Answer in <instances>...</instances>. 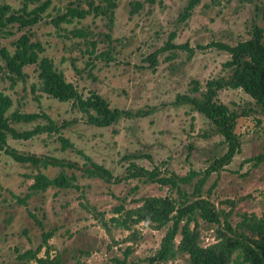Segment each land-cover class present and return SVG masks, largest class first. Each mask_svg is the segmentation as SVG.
Returning a JSON list of instances; mask_svg holds the SVG:
<instances>
[{"label": "rangeland", "instance_id": "374dc122", "mask_svg": "<svg viewBox=\"0 0 264 264\" xmlns=\"http://www.w3.org/2000/svg\"><path fill=\"white\" fill-rule=\"evenodd\" d=\"M70 1L85 9L92 1L94 9L85 18L68 17L56 26L50 20L65 12L67 0H0V8H10L0 16V47L13 53L19 37L30 32V39L43 47L39 58L52 60L79 93L96 92L111 108L132 116L108 127L89 125L72 101L41 91L37 65H26L13 84L0 74V92L12 100L7 116L36 112L57 124L68 122L61 134L74 147L62 150L57 136L46 133L29 139L8 136L6 143L21 153L79 165L84 161L77 152L81 150L121 180L107 182L65 169L76 176L71 188L32 191L35 174L53 178L60 168L17 163L0 151V264H37L46 256L59 264H115L114 258L125 255L127 264H149L147 258L159 248L165 228L149 221L134 223L127 210L146 197L180 201V195L158 183L127 178L123 156L136 152L144 156L134 161L139 166H158L162 175H184L190 169L203 171L224 153L223 139L209 121L179 98L200 95L191 92L194 81L229 80L231 71L223 66L229 54L212 44L235 45L249 39L254 24L264 36V0H201L179 25L176 20L187 0ZM22 9H40L42 20L30 29L21 28L8 17ZM173 31L172 42L178 47L160 51ZM217 100L240 114L234 129L239 150L229 164L209 175L203 195L229 212L234 225L244 213L264 217V111L241 89H220ZM43 123L10 120L17 132ZM182 189L192 191L191 186ZM197 228L201 246L215 242L216 226L199 219ZM186 260L177 252L163 264Z\"/></svg>", "mask_w": 264, "mask_h": 264}, {"label": "trees", "instance_id": "16d2710c", "mask_svg": "<svg viewBox=\"0 0 264 264\" xmlns=\"http://www.w3.org/2000/svg\"><path fill=\"white\" fill-rule=\"evenodd\" d=\"M68 4L63 14L51 19V23L58 26L62 21L70 18H85L90 9H94L90 1L88 7L79 8ZM201 0H187L179 12L176 24L187 21L193 9ZM113 5V4H111ZM141 4H137L139 7ZM10 8L2 6L0 16H5ZM40 9L27 12L22 9L12 11L9 19L21 24V28H32L42 18ZM7 20L9 21V19ZM1 21V19H0ZM2 24V22H1ZM30 32L22 34L15 44V50L10 53L0 47V58L3 61L0 66V74L5 75L13 84L16 78H22L23 67L36 64L40 89L44 93L59 101H72L79 110L87 124L95 127H108L115 124L123 117H131L130 112L117 108H111L108 101L96 92H89L87 96L79 93L74 85L66 81L64 74L56 70L52 60L47 57L39 58L43 47L39 42L30 39ZM176 32L169 34V38L160 48V51H169L178 46L172 41ZM219 50L229 54V59L224 62V68L231 71L230 78L224 81L221 78H211L204 84L194 81L191 86L192 93H200L199 96H181L179 100H186L192 109L201 113L222 137L225 151L220 156L214 157L203 171L190 169L184 175L168 173L162 175L158 166L146 169L134 161L144 156L139 153H126L123 159L128 162L125 168L127 178H136L144 182L158 183L175 190L180 195V201L167 196H152L142 200L140 206L127 210V215L134 218V223L149 221L157 228H165L159 248L147 258L149 264H163L173 259L177 252L185 254V264H232L238 261L240 264H264V217L255 214L244 213L234 225L230 221L229 212L216 208L207 196L203 195V186L209 175L218 172L223 166L230 163L233 156L239 150V141L235 134V126L240 116L238 112L217 100L220 89H241L254 103L264 111V36L263 30L257 25L251 28L250 38L237 42L235 45L213 43ZM186 48L187 45L181 46ZM12 106L9 96L0 92V151L10 156L15 162L29 164L33 167H59L60 172L53 178L38 172L33 177V183L29 186L32 191H44L48 187L71 188L76 180L74 173L67 174L65 169H78L82 175L89 178H99L107 182H118L112 171L96 163L90 156L78 150L84 161L81 165L59 159L54 156H37L35 154L21 153L6 143L8 136L16 139H29L35 135L46 133L55 134L62 150L73 148V144L61 134V129L68 122L57 124L46 114L7 112ZM38 119L45 120L43 124H37L31 130L17 132L10 126V120L29 123ZM191 186L190 193L182 189V186ZM123 208H117L115 213H120ZM116 220V218H112ZM216 226L215 242L208 246L199 244L198 220ZM179 236L178 245L175 244ZM49 236L43 237L44 242ZM30 253V252H27ZM115 264H127L126 255L122 258H114ZM37 264H59L55 258H39Z\"/></svg>", "mask_w": 264, "mask_h": 264}]
</instances>
